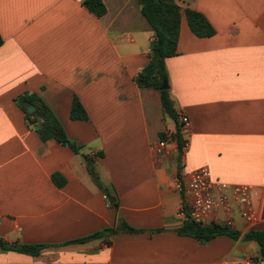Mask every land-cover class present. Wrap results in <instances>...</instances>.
I'll return each instance as SVG.
<instances>
[{
    "label": "crops",
    "instance_id": "obj_1",
    "mask_svg": "<svg viewBox=\"0 0 264 264\" xmlns=\"http://www.w3.org/2000/svg\"><path fill=\"white\" fill-rule=\"evenodd\" d=\"M178 1L203 13L215 32L195 35L181 12L177 53L165 67L173 107L190 120L182 133L189 145L157 153L154 143L176 121L157 90L134 80L153 38L137 0H103L101 16L82 0H0V238L49 244L37 255L0 250V264L254 259L257 243L243 233L264 229V0ZM24 91L46 102L78 151L26 125L13 100ZM73 95L87 119L70 117ZM202 165L212 179L250 186L258 218L250 224L235 208V238L202 241L178 232L183 194L176 179ZM120 218L137 230L64 243L117 228Z\"/></svg>",
    "mask_w": 264,
    "mask_h": 264
},
{
    "label": "trees",
    "instance_id": "obj_2",
    "mask_svg": "<svg viewBox=\"0 0 264 264\" xmlns=\"http://www.w3.org/2000/svg\"><path fill=\"white\" fill-rule=\"evenodd\" d=\"M140 5V11L149 23L153 38L150 41L149 60L135 74L134 80L139 87H151L158 91L159 100L163 112L168 114L176 121V130L170 135L176 140L178 146L182 144L183 135L178 123L177 111L173 107V102L169 96L168 88H161L163 80H167L168 74L165 67V59L168 56L177 53V40L179 36V21L181 12L184 13L190 30L197 36H210L215 32L214 27L203 13L192 8L189 5H182L178 0H137ZM86 6L95 15L101 16L105 13V4L103 0H82ZM3 39L0 34V44ZM15 103L24 113V121L27 126L33 128L42 139L54 138L61 144L68 145L74 151L79 150V145L71 140L62 124L55 116L46 102L35 92L24 91L13 98ZM31 103L34 110L27 111V105ZM69 115L73 119H87L88 114L76 95H73ZM166 133L161 132L160 137H165ZM87 167L92 171L91 159L84 155ZM53 181L62 185L63 179L57 173L52 174ZM117 228L104 227L92 233L73 238L64 243L83 242L89 239L97 238L105 231H114L124 229L135 231L122 218L119 219ZM178 232L191 235L198 240H209L212 237L225 234L231 237H237L239 231L233 226L222 222H211L202 224L193 219L185 218L178 228ZM244 239L254 240L257 243V253L254 256L255 262L264 260V229L250 228L244 231ZM49 245L44 242L18 243L8 242L0 238V250H15L31 255H37L40 251Z\"/></svg>",
    "mask_w": 264,
    "mask_h": 264
},
{
    "label": "built area",
    "instance_id": "obj_3",
    "mask_svg": "<svg viewBox=\"0 0 264 264\" xmlns=\"http://www.w3.org/2000/svg\"><path fill=\"white\" fill-rule=\"evenodd\" d=\"M177 117L182 133L187 132L190 128L188 116L184 112H178ZM188 145V140L183 139L178 146L176 140L167 134L154 143L153 150L162 153L169 148H176L184 152ZM176 186L183 194L182 202L176 210V216L181 220L190 218L202 224L222 222L233 226L232 213L235 208L250 224L258 218V212L252 204L250 186L246 183L212 179L206 165L185 171L182 177L176 179ZM103 196L107 198V194ZM253 262L252 257H247L242 263Z\"/></svg>",
    "mask_w": 264,
    "mask_h": 264
},
{
    "label": "water",
    "instance_id": "obj_4",
    "mask_svg": "<svg viewBox=\"0 0 264 264\" xmlns=\"http://www.w3.org/2000/svg\"><path fill=\"white\" fill-rule=\"evenodd\" d=\"M160 87H161V88H168V82H167V80H163V83L161 84ZM33 110H34V106H33V104L29 103V104L27 105V111L31 112V111H33ZM107 197H108V201H109L110 203H113V202H114L115 197H114L113 195L110 194V195H108ZM259 264H264V260H260Z\"/></svg>",
    "mask_w": 264,
    "mask_h": 264
},
{
    "label": "rangeland",
    "instance_id": "obj_5",
    "mask_svg": "<svg viewBox=\"0 0 264 264\" xmlns=\"http://www.w3.org/2000/svg\"><path fill=\"white\" fill-rule=\"evenodd\" d=\"M167 118V120H173V119H171L170 117H166Z\"/></svg>",
    "mask_w": 264,
    "mask_h": 264
}]
</instances>
